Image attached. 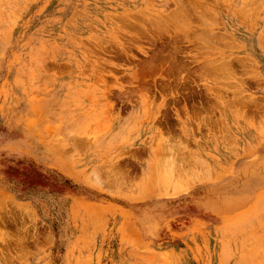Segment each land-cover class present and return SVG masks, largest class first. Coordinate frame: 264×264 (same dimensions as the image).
Wrapping results in <instances>:
<instances>
[{
	"label": "rangeland",
	"instance_id": "374dc122",
	"mask_svg": "<svg viewBox=\"0 0 264 264\" xmlns=\"http://www.w3.org/2000/svg\"><path fill=\"white\" fill-rule=\"evenodd\" d=\"M0 264H264V0H0Z\"/></svg>",
	"mask_w": 264,
	"mask_h": 264
},
{
	"label": "bare ground",
	"instance_id": "6f19581e",
	"mask_svg": "<svg viewBox=\"0 0 264 264\" xmlns=\"http://www.w3.org/2000/svg\"><path fill=\"white\" fill-rule=\"evenodd\" d=\"M206 13V12H205ZM211 74V73H210Z\"/></svg>",
	"mask_w": 264,
	"mask_h": 264
}]
</instances>
